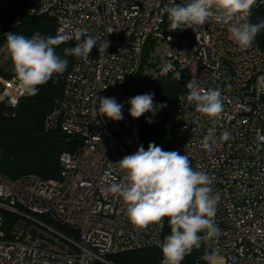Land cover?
Listing matches in <instances>:
<instances>
[{
  "label": "built area",
  "instance_id": "2783aa9c",
  "mask_svg": "<svg viewBox=\"0 0 264 264\" xmlns=\"http://www.w3.org/2000/svg\"><path fill=\"white\" fill-rule=\"evenodd\" d=\"M26 1L31 14L54 21L56 36L68 35L70 42L84 32L97 44L89 60L74 57L44 119L45 130L59 128L76 141L58 157V178H11L0 170V264H111L110 255L162 245L165 217L138 228L126 202L110 190L125 179L116 163L141 146L128 101L156 50L165 59L159 75L185 77L175 102L172 151L206 172L218 197L213 222L220 233L202 241L208 258L264 264V49L255 40L248 49L234 42L230 27L243 21L170 31L166 6L189 0ZM261 7L264 0H256L247 21ZM189 81L201 91L222 90L218 117L199 113L187 100ZM23 94L15 77H0V101L15 107ZM100 97L122 104L123 119L102 116ZM210 133L208 151L201 144Z\"/></svg>",
  "mask_w": 264,
  "mask_h": 264
},
{
  "label": "clouds",
  "instance_id": "9594fccd",
  "mask_svg": "<svg viewBox=\"0 0 264 264\" xmlns=\"http://www.w3.org/2000/svg\"><path fill=\"white\" fill-rule=\"evenodd\" d=\"M256 0H189L185 4L166 6L170 31L203 26L214 20L229 24L234 19L243 21L230 27L234 42L242 49L252 47L264 21L253 24L247 21ZM7 49L19 80L21 92L27 96L38 94L39 87L52 79L53 74L62 75L68 61L58 55L55 46L67 42L72 37L57 35L45 37L39 32L31 38L17 33H5ZM75 39L74 47L65 48L64 56L89 60V54L97 40L84 32ZM179 75V74H178ZM123 79V77H122ZM189 102H195L196 110L210 118L218 117L223 111L222 90L220 88L199 90L187 83ZM154 93L136 95L128 101L129 114L140 118L145 113L155 114L157 105ZM166 105H159L160 108ZM98 111L112 121L123 119V105L114 97H100ZM148 123H152L149 118ZM227 138V136H225ZM213 134L205 136L202 148L211 151ZM125 172L122 183L111 185V192L118 194L127 204V216L138 228H146L150 223H159L164 217L170 218L171 234L161 245V264H181L193 248H199L202 241L218 237L220 229L214 224L218 197L212 194V181L204 171H196L191 166L187 154L164 151L155 143L147 150L141 145L130 155L117 162ZM205 235L201 236L200 233Z\"/></svg>",
  "mask_w": 264,
  "mask_h": 264
},
{
  "label": "trees",
  "instance_id": "16d2710c",
  "mask_svg": "<svg viewBox=\"0 0 264 264\" xmlns=\"http://www.w3.org/2000/svg\"><path fill=\"white\" fill-rule=\"evenodd\" d=\"M264 21V7L254 11L248 19L253 24ZM17 33L31 38L39 32L45 37H55V23L45 15H33L26 0H7L0 3V77H18L10 58L5 33ZM255 41L264 49V29L258 33ZM77 40L63 42L55 46L58 55L68 61L66 71L53 74L46 84L38 86L37 95L23 94L15 107L0 101V170L11 178L33 174L42 179H57L59 173L58 157L61 152L71 150L67 144L69 136L59 128L45 130L44 119L54 102L62 94L64 79L74 56H64V49L74 47ZM185 77L177 75H157L149 78L132 95L154 93L157 105L155 114L149 112L138 118L141 145L147 150L155 143L164 151H172L174 128V110L176 97L184 88ZM166 105L160 108L159 105ZM152 123H148V119ZM171 234L170 218L165 217L162 232V244ZM202 232L200 233V235ZM111 264H161L163 259L161 246L147 247L113 254L107 257ZM181 264H209L202 242L199 248H193Z\"/></svg>",
  "mask_w": 264,
  "mask_h": 264
},
{
  "label": "rangeland",
  "instance_id": "374dc122",
  "mask_svg": "<svg viewBox=\"0 0 264 264\" xmlns=\"http://www.w3.org/2000/svg\"><path fill=\"white\" fill-rule=\"evenodd\" d=\"M155 55L157 58L140 71L138 78L134 81L133 89H138L149 78H154L158 75L159 68L165 64L164 52L156 50ZM213 258L210 259V264H221L222 260L220 258Z\"/></svg>",
  "mask_w": 264,
  "mask_h": 264
},
{
  "label": "water",
  "instance_id": "95a60500",
  "mask_svg": "<svg viewBox=\"0 0 264 264\" xmlns=\"http://www.w3.org/2000/svg\"><path fill=\"white\" fill-rule=\"evenodd\" d=\"M76 141L75 140H70V141H67V144L68 145H72L73 143H75Z\"/></svg>",
  "mask_w": 264,
  "mask_h": 264
},
{
  "label": "bare ground",
  "instance_id": "6f19581e",
  "mask_svg": "<svg viewBox=\"0 0 264 264\" xmlns=\"http://www.w3.org/2000/svg\"><path fill=\"white\" fill-rule=\"evenodd\" d=\"M213 260H214V258H213Z\"/></svg>",
  "mask_w": 264,
  "mask_h": 264
},
{
  "label": "crops",
  "instance_id": "0c3cea01",
  "mask_svg": "<svg viewBox=\"0 0 264 264\" xmlns=\"http://www.w3.org/2000/svg\"><path fill=\"white\" fill-rule=\"evenodd\" d=\"M209 261H210V259H209Z\"/></svg>",
  "mask_w": 264,
  "mask_h": 264
}]
</instances>
